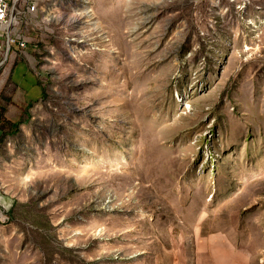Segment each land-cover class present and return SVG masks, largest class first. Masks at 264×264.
<instances>
[{"label": "rangeland", "instance_id": "374dc122", "mask_svg": "<svg viewBox=\"0 0 264 264\" xmlns=\"http://www.w3.org/2000/svg\"><path fill=\"white\" fill-rule=\"evenodd\" d=\"M14 5L0 264H264V0Z\"/></svg>", "mask_w": 264, "mask_h": 264}, {"label": "built area", "instance_id": "2783aa9c", "mask_svg": "<svg viewBox=\"0 0 264 264\" xmlns=\"http://www.w3.org/2000/svg\"><path fill=\"white\" fill-rule=\"evenodd\" d=\"M15 1L0 0V66L9 61V57L13 53V46H16L19 51L27 47V42L21 36L12 33L14 27L19 23L18 13H16V6L14 5ZM29 2L28 11L36 12L39 7V0H29Z\"/></svg>", "mask_w": 264, "mask_h": 264}, {"label": "crops", "instance_id": "0c3cea01", "mask_svg": "<svg viewBox=\"0 0 264 264\" xmlns=\"http://www.w3.org/2000/svg\"><path fill=\"white\" fill-rule=\"evenodd\" d=\"M23 74H24V73H21V75L18 77L17 80L23 79Z\"/></svg>", "mask_w": 264, "mask_h": 264}]
</instances>
